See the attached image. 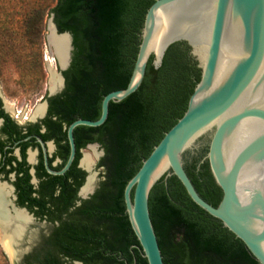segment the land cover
<instances>
[{
	"label": "trees",
	"instance_id": "obj_1",
	"mask_svg": "<svg viewBox=\"0 0 264 264\" xmlns=\"http://www.w3.org/2000/svg\"><path fill=\"white\" fill-rule=\"evenodd\" d=\"M155 0H57L50 9L60 33L73 37L70 67L63 71L69 99L61 110L79 118L98 120L102 101L125 89L141 43L145 16ZM148 61L139 89L121 102H111L106 122L80 126L104 134L106 180L91 209L90 225L60 231L45 260L61 264L63 255L86 264H148L131 227L124 189L155 146L184 115L201 71L185 42L171 45L162 65ZM94 141V138L92 139ZM194 158L186 171L196 190L217 207L223 193L207 161ZM150 215L164 264H260L245 244L221 221L196 205L176 176L164 175L152 188Z\"/></svg>",
	"mask_w": 264,
	"mask_h": 264
},
{
	"label": "water",
	"instance_id": "obj_2",
	"mask_svg": "<svg viewBox=\"0 0 264 264\" xmlns=\"http://www.w3.org/2000/svg\"><path fill=\"white\" fill-rule=\"evenodd\" d=\"M53 35L68 39L67 59L58 61L63 84V71L72 61L73 37L58 31L51 14L48 42L55 50ZM177 42L189 46L201 78L184 115L124 189L131 227L148 264H164L149 198L164 175H174L196 205L221 221L264 264V0H155L145 16L128 86L104 97L98 120L78 119L69 126V160L61 171L49 172L68 171L76 155L74 130L102 126L110 103L121 102L139 89L150 57L159 68L168 48ZM197 156L201 163L208 162L222 190L217 207L202 198L187 174V162ZM95 176L92 167L90 177ZM12 261L17 264V259Z\"/></svg>",
	"mask_w": 264,
	"mask_h": 264
},
{
	"label": "flooded vegetation",
	"instance_id": "obj_3",
	"mask_svg": "<svg viewBox=\"0 0 264 264\" xmlns=\"http://www.w3.org/2000/svg\"><path fill=\"white\" fill-rule=\"evenodd\" d=\"M66 89L64 77L56 94L51 95L48 90L40 99L37 108L41 107V111L22 112L8 102L5 104L0 96V187L7 195L10 213L22 212L29 218L22 237L13 240L14 247L24 244L38 246L25 255L24 264H36L38 258L44 261L48 251H52L50 247L58 241L60 231L84 229L90 225L85 214L106 180L105 173L99 180L96 175L92 188L84 192L90 169L95 170L96 166L92 163L89 167L83 162L88 156L83 158V152L96 146L94 151H100L97 165L104 169V134L102 131L93 134L78 127L73 133L76 155L70 168L63 175L49 172V169L61 171L71 153L68 128L74 122L71 119L75 113L60 109L69 99L64 94ZM194 158L199 167L201 157L192 160ZM0 242L4 247L1 236ZM56 258L61 264H86L63 255Z\"/></svg>",
	"mask_w": 264,
	"mask_h": 264
},
{
	"label": "rangeland",
	"instance_id": "obj_4",
	"mask_svg": "<svg viewBox=\"0 0 264 264\" xmlns=\"http://www.w3.org/2000/svg\"><path fill=\"white\" fill-rule=\"evenodd\" d=\"M57 0H0V91L1 97L15 109L22 112L36 110L40 99L46 95L51 85L52 72L61 73V68L53 48L49 45L50 9ZM48 58H55L49 66ZM100 151L89 149L83 158L90 155L96 166L97 180L106 168L97 165ZM82 158V159H83ZM37 245H17V264H24L25 255L35 250ZM20 252V253H19ZM0 264L13 261L0 242Z\"/></svg>",
	"mask_w": 264,
	"mask_h": 264
},
{
	"label": "bare ground",
	"instance_id": "obj_5",
	"mask_svg": "<svg viewBox=\"0 0 264 264\" xmlns=\"http://www.w3.org/2000/svg\"><path fill=\"white\" fill-rule=\"evenodd\" d=\"M52 28V27H51ZM51 41L55 46V56L57 57L58 61L61 63H65L67 59V48H68V39L66 36L57 37L53 35L51 37ZM55 58H50L48 60L49 66H52L55 62ZM52 78H51V89L55 91L61 84L62 80L59 74L51 71ZM37 111H41V107L37 108ZM95 150V149H93ZM89 167L92 164V160L90 155L83 161ZM88 168V167H87ZM93 177L89 178V182L84 189V192L89 191L92 188L93 184ZM8 205V198L7 195L2 187H0V236L4 241V249L13 260L14 256V242L15 238H21L26 225L29 222V218L24 215L22 212L16 211L14 214H11L9 209L7 208ZM15 241V240H14Z\"/></svg>",
	"mask_w": 264,
	"mask_h": 264
},
{
	"label": "built area",
	"instance_id": "obj_6",
	"mask_svg": "<svg viewBox=\"0 0 264 264\" xmlns=\"http://www.w3.org/2000/svg\"><path fill=\"white\" fill-rule=\"evenodd\" d=\"M50 58H48V60H49Z\"/></svg>",
	"mask_w": 264,
	"mask_h": 264
}]
</instances>
